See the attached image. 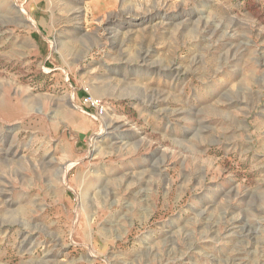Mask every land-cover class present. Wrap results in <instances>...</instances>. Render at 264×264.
<instances>
[{
    "label": "rangeland",
    "instance_id": "rangeland-1",
    "mask_svg": "<svg viewBox=\"0 0 264 264\" xmlns=\"http://www.w3.org/2000/svg\"><path fill=\"white\" fill-rule=\"evenodd\" d=\"M0 139V264H264V0H0Z\"/></svg>",
    "mask_w": 264,
    "mask_h": 264
},
{
    "label": "bare ground",
    "instance_id": "bare-ground-1",
    "mask_svg": "<svg viewBox=\"0 0 264 264\" xmlns=\"http://www.w3.org/2000/svg\"><path fill=\"white\" fill-rule=\"evenodd\" d=\"M112 34H113V33H112ZM121 126H122V125L119 124V125L115 126V127L113 128V130L118 131V130H120V129L122 128ZM108 130H109V129H108ZM128 131H132V130H131V129H128L127 132L124 133V134L114 133V134L112 135V136H114V137H113L114 140H112V142L115 143V144H122L123 146H124V144H125V145H129V144H130V141H129V132H128ZM104 132H106V130H105ZM107 133L111 134V129H110ZM130 134H131V133H130ZM2 136H3V135H2ZM0 140H1V139H0Z\"/></svg>",
    "mask_w": 264,
    "mask_h": 264
},
{
    "label": "crops",
    "instance_id": "crops-1",
    "mask_svg": "<svg viewBox=\"0 0 264 264\" xmlns=\"http://www.w3.org/2000/svg\"><path fill=\"white\" fill-rule=\"evenodd\" d=\"M38 25L40 26V23ZM39 26H38L39 30H37V29L34 30L35 41H37V42H38V40L47 41L48 39L44 36L43 31H42L44 29L41 26L40 27Z\"/></svg>",
    "mask_w": 264,
    "mask_h": 264
},
{
    "label": "built area",
    "instance_id": "built-area-1",
    "mask_svg": "<svg viewBox=\"0 0 264 264\" xmlns=\"http://www.w3.org/2000/svg\"><path fill=\"white\" fill-rule=\"evenodd\" d=\"M92 104L95 105L96 107H99V103L98 102H95V101H92ZM102 110H103V107L101 106Z\"/></svg>",
    "mask_w": 264,
    "mask_h": 264
}]
</instances>
